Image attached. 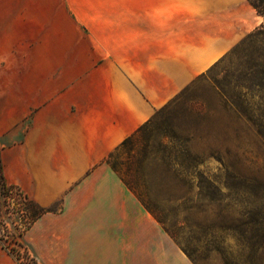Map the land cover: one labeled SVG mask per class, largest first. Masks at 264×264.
<instances>
[{
  "label": "crops",
  "instance_id": "obj_1",
  "mask_svg": "<svg viewBox=\"0 0 264 264\" xmlns=\"http://www.w3.org/2000/svg\"><path fill=\"white\" fill-rule=\"evenodd\" d=\"M84 8L77 20L93 47L90 80L32 98L23 146L36 187L7 179L38 203L64 196L62 212L45 213L25 241L42 264L32 230L50 263L191 264L106 159L264 16L250 0H95ZM25 105L9 109L6 132H20Z\"/></svg>",
  "mask_w": 264,
  "mask_h": 264
},
{
  "label": "rangeland",
  "instance_id": "obj_2",
  "mask_svg": "<svg viewBox=\"0 0 264 264\" xmlns=\"http://www.w3.org/2000/svg\"><path fill=\"white\" fill-rule=\"evenodd\" d=\"M93 1L0 0V163L6 179L27 190L37 183L23 146L32 98L90 80L93 47L77 19ZM237 45L159 112L131 153L113 158L126 178L132 159L142 164L131 172L138 190L157 204L168 231L151 213L154 222L191 264H264V35L248 34ZM16 103L29 108L18 134L5 127ZM189 180L194 187L185 195ZM39 203L48 215L65 207L64 196ZM7 219L13 231L21 222L18 213ZM33 236L45 263L58 264ZM0 264H14L1 244Z\"/></svg>",
  "mask_w": 264,
  "mask_h": 264
},
{
  "label": "trees",
  "instance_id": "obj_3",
  "mask_svg": "<svg viewBox=\"0 0 264 264\" xmlns=\"http://www.w3.org/2000/svg\"><path fill=\"white\" fill-rule=\"evenodd\" d=\"M250 2L257 9V11L264 16V0H250ZM254 34L258 36L264 35V24L260 28H258L257 31L251 32L249 36H252ZM244 42L245 40L242 41L241 44H243ZM239 45L235 46L234 49L237 48ZM232 50L230 52H232ZM219 61H217L209 69V72L212 70L213 67L218 65ZM202 76H205V74H203ZM218 87L224 97L228 101H231L233 105L237 106V103L232 99L229 93H227L226 90H223L221 86ZM180 96L181 94L178 95L175 99H173L169 104L159 109L133 134L126 137L121 142L119 147L111 154H109L106 159L107 162L112 166V168L118 172L127 187L137 195L143 206L155 216V218L167 231L168 229L166 228V221L162 217H160L161 210H159L157 204L148 195H146V199L143 197L142 193L138 190L139 184L137 182V179L131 173L133 170L139 172V169H142L143 167L142 164H138L139 167L136 168V161L132 159L127 166V175H129V177L126 178L121 173L122 163L120 165L116 160H113V158L114 154L116 152H120L121 150H125L126 152L131 153L133 150L134 143L137 139V135L139 133H142L146 128L155 123L159 112L167 109ZM143 185L147 193L151 188L147 183H144ZM186 186L187 190L185 192V195L189 194L192 191L194 185L191 183V180H189L188 183L185 182V184H183V187ZM184 197L185 196L181 197L182 199H180L183 200ZM15 213L20 214L21 222L19 223V226H15V229L13 231L8 225L7 216H11ZM45 213H47L45 208L42 207L38 202H36L25 190H23L20 186L13 183H9L7 181L4 172V167L2 163H0V242L2 247L5 248L13 256L15 260L14 264H42L36 254L31 249V247L26 243L25 235L29 231V229L34 225V223Z\"/></svg>",
  "mask_w": 264,
  "mask_h": 264
}]
</instances>
